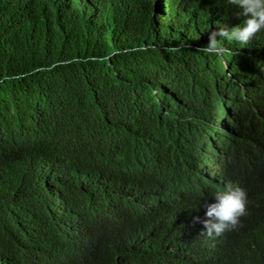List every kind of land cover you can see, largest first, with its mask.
Masks as SVG:
<instances>
[{
  "label": "trees",
  "instance_id": "obj_1",
  "mask_svg": "<svg viewBox=\"0 0 264 264\" xmlns=\"http://www.w3.org/2000/svg\"><path fill=\"white\" fill-rule=\"evenodd\" d=\"M232 11L0 0V264H264L263 35L198 50ZM182 162L203 190L171 186L160 166ZM229 182L247 215L211 247L204 203Z\"/></svg>",
  "mask_w": 264,
  "mask_h": 264
},
{
  "label": "clouds",
  "instance_id": "obj_2",
  "mask_svg": "<svg viewBox=\"0 0 264 264\" xmlns=\"http://www.w3.org/2000/svg\"><path fill=\"white\" fill-rule=\"evenodd\" d=\"M227 2L233 6V11L231 14L237 25L232 28H228L226 25H218V31H211L209 33V42L205 46L198 49L200 52H203L207 55L223 56L230 51L222 43L224 40L235 41L242 46H247L250 41L263 42L264 0H227ZM258 34L263 35V39L258 41ZM170 51L176 52L178 51V48H172ZM235 118H237V115L233 114L232 119ZM232 119L227 121L229 127L227 129L233 135L236 129L233 130V128H235V120ZM219 154L222 155L221 152ZM223 156L226 158L223 159ZM223 156L215 157L212 163L215 166L216 164L219 165L221 162L220 160L223 159L222 161L224 162V169L233 166L234 158L228 161V155L226 154ZM129 164L133 169H135L130 161ZM163 166L169 175L171 186H173L175 182L179 183L182 179H185L186 181L188 179V181L182 187L184 190V195L188 194V182H192L194 185L196 184L202 190L204 189V179L197 176L195 173L197 168L196 164H187L188 167H193L192 171H190L183 162L175 163L176 171L169 170L165 165H161L160 168ZM241 166L242 163L239 164V167ZM154 176L156 179L155 174ZM203 177L207 178L205 174H203ZM214 198V202L208 203L206 201L204 203V207L206 208V219L201 221L204 228L199 233L200 236H202L201 234H204L202 237H204L209 242L211 247L217 246L220 241L219 237L216 236H221L226 231L236 229L240 226V218L247 215V206L249 204L246 190L238 185H234L231 182L227 183L223 190L216 192ZM86 214L83 213V219L80 217L79 220L86 222ZM102 214L104 215V212ZM194 220L200 221V218L197 216L194 217ZM239 264L245 263L240 262Z\"/></svg>",
  "mask_w": 264,
  "mask_h": 264
}]
</instances>
